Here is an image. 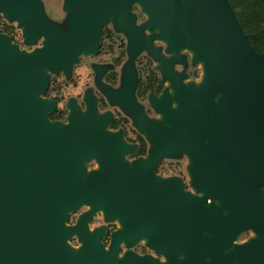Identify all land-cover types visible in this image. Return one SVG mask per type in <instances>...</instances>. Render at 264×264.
<instances>
[{"label":"water","instance_id":"water-1","mask_svg":"<svg viewBox=\"0 0 264 264\" xmlns=\"http://www.w3.org/2000/svg\"><path fill=\"white\" fill-rule=\"evenodd\" d=\"M133 4L146 15L139 26ZM62 8L57 22L40 0H0L23 25L26 45L42 38L27 51L0 35V264H159L131 251L117 259L122 241L140 239L163 264H264V52L252 47L229 1L63 0ZM111 17L129 38L130 59L123 91L110 95L151 141L149 156L131 164L124 154L132 147L106 130L110 115L97 117L93 101L83 113L69 100L63 122L49 119L55 102L44 97L52 74L68 76L81 54L96 53ZM142 48L171 84L151 99L159 119L148 120L130 93ZM189 64L202 67L198 81H183ZM180 152L195 194L175 177L151 174L161 157ZM92 158L98 167L87 170ZM81 206L88 207L67 224ZM98 211L120 222L108 249L104 226L89 229ZM244 231L254 236L233 244Z\"/></svg>","mask_w":264,"mask_h":264},{"label":"flooded vegetation","instance_id":"flooded-vegetation-1","mask_svg":"<svg viewBox=\"0 0 264 264\" xmlns=\"http://www.w3.org/2000/svg\"><path fill=\"white\" fill-rule=\"evenodd\" d=\"M40 1L46 18L59 22L57 19L53 18L52 15L47 13L45 1ZM61 9L64 13V20L66 12L62 7ZM129 12L135 15L136 18L134 19L133 24L136 26H139L146 19V15L141 11L138 4H133ZM113 20L114 19L111 17V19L102 27L103 31L96 53L81 54L78 62L73 65L71 73L68 76L61 71L51 75L48 84L50 91L48 92L47 88L44 97L50 98L55 102V110L53 113L60 112L62 116L56 119H51L50 115L53 113H50L48 115L49 119L63 122H67L69 108H67L66 105L69 100H74L83 113L87 111L88 100L93 101L97 117H100L105 113L110 115L106 130L111 133H120L122 140L132 147L131 151L124 154V158L131 164L133 160L138 158L145 159L149 156L151 141L134 124L133 118L122 107L120 102L115 99L113 100L110 95L111 93L115 96L123 91L125 86V73H123V67L130 59L128 51L129 38L126 32L122 31L123 29L115 27ZM144 33L148 34V31L145 29ZM0 35L8 37L10 42L17 45L21 50L29 51L42 44V38L40 37L35 43L26 45L23 38V25H21L20 20L9 19L3 10H0ZM152 44L155 47H159L158 51L160 54L168 57L171 56V54L166 51L167 45L164 42L154 40ZM32 45L35 46L31 48L30 46ZM133 63L136 74L133 76V85L130 93L135 99L139 111L148 120L159 119L160 113L153 107L151 99L156 96L158 97L164 89L170 91L171 84L169 80L164 79L159 70L155 68L157 62L148 48L140 49L137 56L134 57ZM195 67L196 66H191L190 64L186 67V75L183 78L184 82L197 81L199 74ZM173 68L175 70L183 69V67L177 63L173 65ZM78 69L80 70L77 71ZM53 75H55V80L52 78ZM188 166V156L183 152H180L178 156L175 157H161L151 169V174L160 177L161 179L175 177L178 179V182L181 184L184 191L195 194L196 192L191 185ZM86 167L87 170L97 169L98 163L96 159H90L87 162ZM86 209L87 207L74 214L71 217V221L69 218L73 212L69 213L68 220L70 222L68 223L67 221V224L75 223L80 213ZM96 217L99 221L91 228V221ZM92 220L88 224L90 230L104 226L101 242L103 243L104 248L108 249L112 232L120 228L119 220L115 218L107 220L100 211L92 215ZM242 233L247 234L244 241L253 237L250 231L241 232L233 244L244 242L238 240ZM78 243L80 244L79 240ZM128 251H131L138 256L151 255L159 261V264L166 262L165 256L150 248L144 239H140L133 244H126L122 241L119 245L117 259ZM178 259H183V257H179ZM209 260L211 259H206V261Z\"/></svg>","mask_w":264,"mask_h":264},{"label":"trees","instance_id":"trees-1","mask_svg":"<svg viewBox=\"0 0 264 264\" xmlns=\"http://www.w3.org/2000/svg\"><path fill=\"white\" fill-rule=\"evenodd\" d=\"M228 1L252 47L257 52H264V0ZM58 117H62L60 112L50 115L51 119Z\"/></svg>","mask_w":264,"mask_h":264},{"label":"rangeland","instance_id":"rangeland-1","mask_svg":"<svg viewBox=\"0 0 264 264\" xmlns=\"http://www.w3.org/2000/svg\"><path fill=\"white\" fill-rule=\"evenodd\" d=\"M45 3H46V11L47 13H49L50 15H52L53 18L57 19L59 22H61L63 20V16H64V13L61 9L62 7V4H63V0H44ZM139 11V10H138ZM38 45V44H37ZM35 45H32L30 46L31 48H33ZM196 71L198 72L199 74V77L197 79V81L201 78V73H202V67H200L199 65L195 67ZM80 69H78L77 71H79ZM75 71V72H77ZM53 79L55 78V75H53L52 77ZM57 78V77H56ZM55 80V79H54ZM96 167V166H95ZM85 207H88V206H81L78 210L76 211H73L72 215L70 216L69 220L71 221V217L76 214L78 211H82ZM68 220V223L70 222ZM99 221V219L96 217L94 218L92 221H91V224H90V227L92 228L95 224H97ZM251 235L254 236V233L251 232ZM247 237V234L246 233H242L238 240L239 241H244ZM69 242L75 247L77 248L80 244L78 243V240L77 238H71L69 240Z\"/></svg>","mask_w":264,"mask_h":264}]
</instances>
